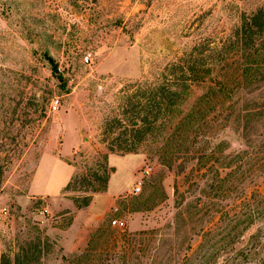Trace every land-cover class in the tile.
<instances>
[{
    "label": "rangeland",
    "instance_id": "obj_1",
    "mask_svg": "<svg viewBox=\"0 0 264 264\" xmlns=\"http://www.w3.org/2000/svg\"><path fill=\"white\" fill-rule=\"evenodd\" d=\"M262 6L264 0H0V264L17 255L19 264H253L240 252L255 251L251 237L260 223L238 234L231 223L241 179L222 184L215 172L210 185L191 164L182 167L181 154L165 160L153 132L134 137H142L136 152H109L108 144L132 138L124 132L130 111L145 102L140 83L170 76L185 52L209 36L220 40L242 13ZM202 92L192 88L184 112ZM115 119L122 125L112 132ZM227 135L230 150L239 148L236 130ZM105 153L113 169L109 194L94 193L97 204L79 211L73 199L92 188L91 175L103 174ZM75 175V190H66ZM115 217L125 229L112 225ZM85 225L86 244L63 250V233L73 226L78 241ZM100 229L139 233L135 250H84Z\"/></svg>",
    "mask_w": 264,
    "mask_h": 264
},
{
    "label": "trees",
    "instance_id": "obj_2",
    "mask_svg": "<svg viewBox=\"0 0 264 264\" xmlns=\"http://www.w3.org/2000/svg\"><path fill=\"white\" fill-rule=\"evenodd\" d=\"M47 57L57 73V64L50 55ZM172 67L174 76L164 74L152 82L140 83L143 89L138 96L145 102H139L130 111L134 116L128 119L124 132L131 133L132 138L125 137L123 141L118 138L108 144V150L136 152L142 137L137 141L134 137L153 132L159 135L157 151L165 160L172 161L181 154L182 167L191 164L192 171L201 173L200 177L209 180L210 185L216 175L222 184L241 179L233 207L232 229L238 234L239 229L260 223L251 237L250 250L255 251L243 250L240 258L244 262L264 264V253L258 251L264 250V190L258 188V178L264 175V6L249 14L242 13L240 23L229 34L218 41L209 36L201 47L198 44L185 52ZM194 86L202 87L203 92L184 112L183 105ZM166 118L169 123H165ZM117 124L121 127V120L115 119L109 130L113 132ZM229 130H236L242 139L240 147L233 151L227 137ZM107 161L108 153H105L100 163L103 174L91 175L92 188L85 190L87 194L74 197L76 207L89 206L94 193L107 189L113 170ZM76 178L77 175L71 178L66 190H75ZM98 231L84 250H135L139 233ZM19 261L17 255L8 264Z\"/></svg>",
    "mask_w": 264,
    "mask_h": 264
},
{
    "label": "crops",
    "instance_id": "obj_3",
    "mask_svg": "<svg viewBox=\"0 0 264 264\" xmlns=\"http://www.w3.org/2000/svg\"><path fill=\"white\" fill-rule=\"evenodd\" d=\"M109 157V156H108ZM108 183H109V181H108ZM107 194H109L108 192H104V193H101L100 195H102V196H104V195H107ZM40 196L42 197V198H44L45 197V195L43 194V193H40ZM100 196H98V198H99ZM97 199H94L93 201H92V203L90 204V209H92V207L95 205V204H97ZM49 206H51V204H49ZM70 207H72V206H70V205H68L67 207H66V209H71ZM75 208H77L79 211H83L82 210V208H78V207H76V205H75ZM100 216V215H99ZM71 230H73V226H71L69 229H68V232H64L63 233V236H62V238L60 239V243H61V246L64 248L63 250H65V251H73V250H78L79 248H81V247H83L85 244H86V239H87V237H88V232H89V230H88V228H87V226L85 225V227H84V233H85V235H84V237L82 236V238H80V240H78L77 241V239H76V237H75V235H71V233L69 232V231H71ZM73 233H75V232H73ZM76 240V241H75ZM69 242V243H68Z\"/></svg>",
    "mask_w": 264,
    "mask_h": 264
},
{
    "label": "built area",
    "instance_id": "obj_4",
    "mask_svg": "<svg viewBox=\"0 0 264 264\" xmlns=\"http://www.w3.org/2000/svg\"><path fill=\"white\" fill-rule=\"evenodd\" d=\"M85 61L86 62L89 61V57L88 56H85ZM57 103H58V100L55 102V106L57 105ZM149 173H150V170L149 169H145L144 172L141 174V176H139L136 179L135 184H134L133 189H132V193L133 194L137 195V194H139L142 191L143 186L145 184V177ZM111 223H112V225L118 227L119 229H125L126 228V224H127V222L121 217L113 218Z\"/></svg>",
    "mask_w": 264,
    "mask_h": 264
}]
</instances>
